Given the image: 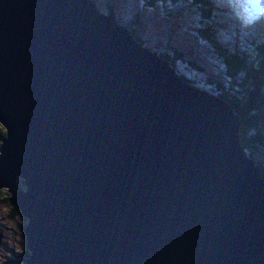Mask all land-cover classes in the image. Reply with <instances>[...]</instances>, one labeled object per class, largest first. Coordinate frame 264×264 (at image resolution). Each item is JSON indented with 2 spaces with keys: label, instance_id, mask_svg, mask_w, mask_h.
I'll use <instances>...</instances> for the list:
<instances>
[{
  "label": "water",
  "instance_id": "water-1",
  "mask_svg": "<svg viewBox=\"0 0 264 264\" xmlns=\"http://www.w3.org/2000/svg\"><path fill=\"white\" fill-rule=\"evenodd\" d=\"M93 6L0 0V190L23 264H264L237 119Z\"/></svg>",
  "mask_w": 264,
  "mask_h": 264
},
{
  "label": "rangeland",
  "instance_id": "rangeland-1",
  "mask_svg": "<svg viewBox=\"0 0 264 264\" xmlns=\"http://www.w3.org/2000/svg\"><path fill=\"white\" fill-rule=\"evenodd\" d=\"M90 1L98 14L111 16L117 27L135 34L138 41L134 38V42L165 62L182 85L227 106L239 124L236 143L245 157L254 162L257 176L264 183V81L259 88L255 83L257 77L247 70L251 68L247 60L252 58L248 48H253L248 45L256 49L254 40L264 45V2L210 0L214 2L207 6L211 7L212 27L206 28L192 0H167L164 4H147V0ZM213 5L217 6L215 11ZM212 37L218 49L225 48L227 54H236V58L229 54L224 57L216 47L213 49ZM234 105L239 106L241 116L234 111ZM259 122L262 130L257 135ZM17 183L22 182L18 179ZM22 219H12L10 210L0 200V264H6L9 258L14 264L26 248L24 232L19 228L26 226Z\"/></svg>",
  "mask_w": 264,
  "mask_h": 264
},
{
  "label": "trees",
  "instance_id": "trees-1",
  "mask_svg": "<svg viewBox=\"0 0 264 264\" xmlns=\"http://www.w3.org/2000/svg\"><path fill=\"white\" fill-rule=\"evenodd\" d=\"M166 1L167 0H151V3H150V0H147L146 2H148L147 4H153V3H158V2L164 4V3H166ZM181 1H185V0H181ZM172 2H179L180 3V0H173ZM192 4L193 5H196V8L199 10L198 11L199 12L198 15H200V18H201L200 20L202 21V25H204V24L207 25L206 28L212 27L211 24H210V21H211V18H210L211 17V11H210L211 10V7L210 8H207V6L209 4H211L210 0H209V2L206 1V0H192ZM150 7H151V5H150ZM194 13L197 15V12L196 11ZM211 32H212V30H211ZM130 34H131L132 38L134 39L136 35L133 34V33H131V32H130ZM211 39H212L211 46L213 47V49L216 47V50L218 52H220L222 55H224V57L225 56H228V54H229V56H233V59H234V57L236 58V54H234V55H231L230 53L227 54V52H228L227 49H225V48L218 49L219 47H218L217 42L216 43L214 42L213 37ZM251 42H253V41H251ZM254 43L256 45V49H254L255 46L251 44V46L253 47V50H250V52L252 53V58L250 57L247 60L248 62H250L251 68H247V70H251V73H252L251 76H256L257 77V79L255 80V83L257 84V86L259 88H261V87H263V84L261 83V81L262 82L264 81V45L263 46L262 45H259L258 42H256V41H254ZM237 54H239V53H237ZM256 64H257V67H256ZM254 65H255V67H254ZM233 109L238 114V116H241L240 115L241 114V111H240L238 105L237 106L234 105L233 106ZM256 129H257L256 132H257V135H258L260 129L262 130V124H261V122H259V124H258V126H257ZM246 131H248V133L250 132L249 130H246ZM3 135H4V129H2L0 127V138H2ZM19 186H20V189H23L24 188V185L22 183H20ZM3 191H5V190H0V200L10 210L11 218L12 219H16L18 217H21L19 211H17L10 204L9 197L7 198V196H9L8 192L5 191L6 192V195H7L6 196L3 193ZM22 220H24V219H22ZM19 228H20L21 232H24V228L25 227L23 226V224L22 225H19ZM27 256H28V253H27V250L25 248L20 255H17V259H16L17 261L14 264H23V262L26 260ZM10 262H11V259L9 258L8 261L6 262V264H13V263H10Z\"/></svg>",
  "mask_w": 264,
  "mask_h": 264
},
{
  "label": "bare ground",
  "instance_id": "bare-ground-1",
  "mask_svg": "<svg viewBox=\"0 0 264 264\" xmlns=\"http://www.w3.org/2000/svg\"><path fill=\"white\" fill-rule=\"evenodd\" d=\"M218 1V0H217ZM211 2V4H214V2L213 1H210ZM220 2V1H219ZM216 5H213V9H214V11L216 10ZM219 9V8H218ZM217 14V13H216ZM213 18V17H212ZM216 21V20H215ZM235 23H237L236 22V20H235ZM113 24L116 26V24L113 22ZM233 25V24H232ZM231 25V26H232ZM117 27V26H116ZM118 28H121V26H119ZM132 37V36H131ZM136 41V40H135ZM137 43V42H136ZM139 44V43H138ZM182 79V78H181ZM180 81V80H179ZM181 82V81H180ZM221 100V99H220ZM4 129V128H3ZM6 136V134H5V130H4V135H3V137H5ZM241 141H242V139H241ZM246 160L248 161V162H250L249 161V159H247V157H246ZM251 163V162H250ZM252 164V167L255 169V171H256V168H255V164H254V162L253 163H251ZM257 175H259L258 173H257ZM18 179L19 178H17V182H18ZM19 181H24V180H22V179H19ZM262 183V182H261ZM262 186H263V192H264V183H262ZM24 190H25V188H24Z\"/></svg>",
  "mask_w": 264,
  "mask_h": 264
},
{
  "label": "clouds",
  "instance_id": "clouds-1",
  "mask_svg": "<svg viewBox=\"0 0 264 264\" xmlns=\"http://www.w3.org/2000/svg\"><path fill=\"white\" fill-rule=\"evenodd\" d=\"M262 2H264V0H262Z\"/></svg>",
  "mask_w": 264,
  "mask_h": 264
}]
</instances>
